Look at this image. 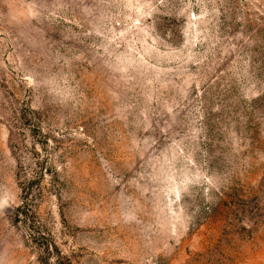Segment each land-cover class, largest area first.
Segmentation results:
<instances>
[{"label":"rangeland","instance_id":"374dc122","mask_svg":"<svg viewBox=\"0 0 264 264\" xmlns=\"http://www.w3.org/2000/svg\"><path fill=\"white\" fill-rule=\"evenodd\" d=\"M0 264H264V0H0Z\"/></svg>","mask_w":264,"mask_h":264}]
</instances>
